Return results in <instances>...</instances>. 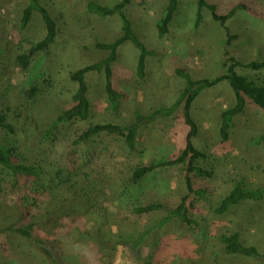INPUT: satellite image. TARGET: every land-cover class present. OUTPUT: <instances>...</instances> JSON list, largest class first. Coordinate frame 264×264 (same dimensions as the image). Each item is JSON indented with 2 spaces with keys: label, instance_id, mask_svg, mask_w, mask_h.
Masks as SVG:
<instances>
[{
  "label": "rangeland",
  "instance_id": "obj_1",
  "mask_svg": "<svg viewBox=\"0 0 264 264\" xmlns=\"http://www.w3.org/2000/svg\"><path fill=\"white\" fill-rule=\"evenodd\" d=\"M119 1L41 0L60 30L50 52L35 55L24 71L14 58L24 52L25 41L37 42L45 36L44 23L34 12L31 22L22 28L20 20L28 0H0V44L7 47L5 53L0 54V67L4 72L0 87L4 89V83L12 85L11 99L23 103L28 98L27 88L32 85L37 91L32 100L29 98V103L36 119L48 121L57 116L69 104L74 88L68 80L69 72L103 60L107 52L98 50L96 44L111 43L121 35L118 16L99 18L91 15L86 11L88 3L112 7ZM168 1L131 0L125 8L124 13L134 34L153 55L147 58L145 78L139 80L135 72L137 55L133 45L125 43L119 49L113 66V81L115 88L123 94L120 109L111 112L105 95L97 88L92 98L93 117L89 123L126 122L136 109L149 114L173 105L186 86L175 74L176 69H185L195 79L214 78L226 71L225 52L242 63L264 61V0H206L216 6L220 15L229 13L237 4L245 7L235 12L227 23L229 33L236 37L229 46L223 27L206 9L200 11L202 21L195 26L196 0H178L169 33L159 38L156 24ZM239 72L252 79L264 80V72ZM233 104L232 89L224 82L203 91L191 108L192 119L198 128L195 144L209 155L207 166L211 167L212 176L193 178V181L209 189V198L196 204L201 219L203 217L200 229L171 223L157 232V238L164 245L157 253L156 264H254L244 258L221 255L218 236L224 231L239 232L247 245L258 246L264 252V201L231 208L224 215L212 212L236 182L241 180L250 188L264 186V144L255 143L264 135V112L247 105L244 112L234 118L229 138L223 142L219 134L220 113ZM178 114V117L145 126L139 133L135 152H129L120 141H94L91 145L95 152L94 162L82 166V176H89L94 181L93 196L99 202L97 205L102 207L103 218L99 212L91 215V210L88 215L89 211L82 204L80 210L74 207V211L67 209L59 216H53L50 226L43 228L44 231L38 229L35 235L61 243L67 240L70 247L86 250L87 256L94 255L92 264H142V259L134 263L125 258L121 247L115 243L141 233L163 215L157 212L135 218L128 210L129 206L153 202L167 206L175 204L186 194L184 167L157 169L135 186L130 178L138 164L147 165L181 153L186 129L182 126L181 113ZM33 141L35 138L30 134L25 143L33 145ZM52 148L50 146L49 150L53 151ZM19 195L11 187L0 192V221L19 216L22 210L17 202ZM42 213L38 209L33 211L36 216ZM55 220L58 224L54 223ZM106 238H110L108 246L114 245L116 249L104 251L97 245ZM154 243V237L150 235L143 259ZM91 245L98 249L91 248ZM23 246L21 239L15 236L0 235V264H26L23 262ZM30 255L37 263L29 257L28 263L42 264L38 257Z\"/></svg>",
  "mask_w": 264,
  "mask_h": 264
},
{
  "label": "trees",
  "instance_id": "obj_2",
  "mask_svg": "<svg viewBox=\"0 0 264 264\" xmlns=\"http://www.w3.org/2000/svg\"><path fill=\"white\" fill-rule=\"evenodd\" d=\"M130 2L131 0H120L112 7L88 3L86 11L91 15L99 18L118 16L121 35L111 43L96 44L98 50L107 52L103 60L69 72L68 80L74 88L69 104L57 116L48 121L36 119L29 103V98L32 100L37 91L32 85L27 88L28 98L23 103L11 99L10 95L14 91L12 85L4 83L5 88L0 87V192L5 187L17 190L20 194L17 196V202L22 207L17 218L14 215L11 220L6 218L0 221V235H12L18 240L21 239L24 244L23 262L26 264H31L27 261L28 257L37 263L30 254L38 257L42 264H92L95 256H87L86 250L78 251L70 247L67 240L61 243L52 238H39L35 232L50 226L49 222L52 223L53 216H59L61 211L67 209L74 211V207L80 210L82 204L89 211L88 215L91 210L93 211L91 215L99 212L100 218H103L102 207L97 205L99 202L93 196L94 181L89 176H82L84 175L82 166H89L95 159L91 145L97 140L111 139L122 142L129 152H135L139 133L145 126L161 119L178 117L180 112L182 126L186 129L181 153L147 165L138 164L133 169L130 180L135 186L157 169L183 166L186 194L171 206L161 202L129 206L128 210L135 218L150 216L157 212H162L163 217L141 233L126 239L121 238L115 243L116 246L121 247L122 254L129 261L135 263L142 259V264H156L157 253L161 245H164L157 238L159 236L157 232L171 223H179L193 230L200 229L203 217L201 219L196 204L205 202L209 198V189L203 185H196L193 181V178L212 177L211 167L207 166L209 155L195 144L198 128L192 119L191 108L196 99L203 91L220 83L226 82L231 87L234 104L220 113L219 134L223 142L229 138L234 118L242 114L247 105L264 112V80L252 79L239 72L240 70L252 73L264 72V61L242 63L225 52L226 71L214 78L195 79L185 69L175 70V74L185 82L186 86L173 105L158 108L149 114L136 109L131 119L126 122L89 123L93 117L92 98L97 88H100L105 95L111 112L115 113L120 109L123 94L114 86L113 66L119 49L125 43H131L136 51L137 78L143 80L146 76L147 58L153 55V52L134 34L130 21L124 13ZM196 6L198 13L195 26L198 27L202 21L200 11L206 9L212 19L223 27L227 36L226 45L229 46L236 37L229 33L227 23L235 12L245 7L237 4L229 13L220 15L216 6L206 0H196ZM177 7L178 0L168 1L161 19L156 24L159 38L169 33V24ZM34 12L39 14L44 23L45 36L37 42L25 41L24 52L16 54L14 61L24 71L29 68L35 55L50 52L60 30L56 19L41 4V0H28L20 20L22 28L27 27L31 22ZM6 49L7 47L0 44V54L5 53ZM3 75V68L0 67V80ZM81 123L87 124L80 125ZM30 134L35 138L33 145L25 143ZM255 143L264 144V135L258 137ZM50 146L53 147V151L49 150ZM262 201H264V186L250 188L240 180L218 201L212 212L215 215H224L231 208L245 204H259ZM35 209L42 210L43 213L36 216L33 214ZM54 223L58 224V220ZM150 235L154 237L155 243L143 259ZM218 241L220 253L224 257H239L251 260L254 264H264V252L261 248L247 245L239 232H221ZM97 245L104 251L110 252L116 249L114 245L108 246L110 238L101 239ZM91 248L98 249L94 245H91Z\"/></svg>",
  "mask_w": 264,
  "mask_h": 264
}]
</instances>
